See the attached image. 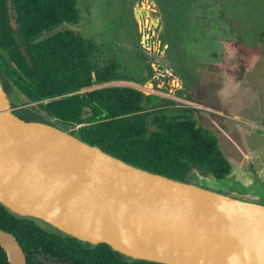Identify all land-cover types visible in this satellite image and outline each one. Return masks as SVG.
<instances>
[{"label":"water","instance_id":"water-1","mask_svg":"<svg viewBox=\"0 0 264 264\" xmlns=\"http://www.w3.org/2000/svg\"><path fill=\"white\" fill-rule=\"evenodd\" d=\"M152 12L134 14L157 28ZM19 108L0 78V204L14 215L132 261L264 264V203L137 167ZM0 247L27 264L13 233Z\"/></svg>","mask_w":264,"mask_h":264},{"label":"trees","instance_id":"trees-1","mask_svg":"<svg viewBox=\"0 0 264 264\" xmlns=\"http://www.w3.org/2000/svg\"><path fill=\"white\" fill-rule=\"evenodd\" d=\"M80 18L79 0H0V78L14 106L21 107L18 114L41 117L110 155L176 180L230 178L232 165L219 140L186 110L173 114L169 107L154 105V96L109 85L146 79H134L116 61L98 62L93 39L63 29ZM99 85L106 86L88 90ZM17 92L33 105L24 107L14 98ZM0 229L16 236L27 264H157L132 261L106 244L82 243L16 216L2 204ZM0 264H9L1 247Z\"/></svg>","mask_w":264,"mask_h":264},{"label":"rangeland","instance_id":"rangeland-1","mask_svg":"<svg viewBox=\"0 0 264 264\" xmlns=\"http://www.w3.org/2000/svg\"><path fill=\"white\" fill-rule=\"evenodd\" d=\"M137 5L154 9L157 28L136 20ZM79 10L80 23L63 29L93 39L98 62L146 79L110 85L135 87L173 114L186 110L219 140L232 176L193 182L264 203V0H79ZM10 13L16 27L12 3Z\"/></svg>","mask_w":264,"mask_h":264},{"label":"built area","instance_id":"built-area-1","mask_svg":"<svg viewBox=\"0 0 264 264\" xmlns=\"http://www.w3.org/2000/svg\"><path fill=\"white\" fill-rule=\"evenodd\" d=\"M122 84H126V83H122ZM102 86H104V85H99V86H97V87H99V88H100V87H102ZM126 86H127V85H126ZM131 87H132V86H131ZM134 88H135V87H134Z\"/></svg>","mask_w":264,"mask_h":264},{"label":"flooded vegetation","instance_id":"flooded-vegetation-1","mask_svg":"<svg viewBox=\"0 0 264 264\" xmlns=\"http://www.w3.org/2000/svg\"><path fill=\"white\" fill-rule=\"evenodd\" d=\"M144 19H145V13H144Z\"/></svg>","mask_w":264,"mask_h":264}]
</instances>
